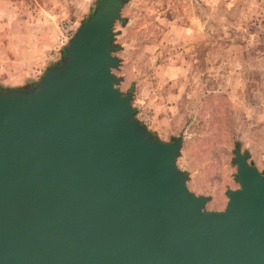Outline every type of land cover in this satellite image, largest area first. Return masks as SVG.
Listing matches in <instances>:
<instances>
[{"label":"water","instance_id":"95a60500","mask_svg":"<svg viewBox=\"0 0 264 264\" xmlns=\"http://www.w3.org/2000/svg\"><path fill=\"white\" fill-rule=\"evenodd\" d=\"M101 0L33 85L0 89V264H264V175L234 150L222 210L117 89Z\"/></svg>","mask_w":264,"mask_h":264},{"label":"rangeland","instance_id":"374dc122","mask_svg":"<svg viewBox=\"0 0 264 264\" xmlns=\"http://www.w3.org/2000/svg\"><path fill=\"white\" fill-rule=\"evenodd\" d=\"M76 2L77 14L43 15L16 47L0 44V69L16 74L17 65L28 74L15 87L33 85L61 62L70 39L62 27L71 22L73 36L95 8ZM120 17L112 27L117 89L130 94L135 120L154 137L180 139L175 163L187 170L188 190L208 198L206 210H222L223 189L237 185L233 154L221 164L226 152L213 142L228 137L219 130L231 126L234 146L264 175V0H129Z\"/></svg>","mask_w":264,"mask_h":264},{"label":"crops","instance_id":"0c3cea01","mask_svg":"<svg viewBox=\"0 0 264 264\" xmlns=\"http://www.w3.org/2000/svg\"><path fill=\"white\" fill-rule=\"evenodd\" d=\"M89 1H91V5L94 2V0H89ZM76 7H77L76 0H63V3H62V0H0V31H2L0 32V44L2 46L4 44L6 46H10V48L12 49L16 47V43H15L16 40L21 41L22 39L28 37L24 29L33 30L37 28V25L39 23H43L45 21V19L42 17L43 15L57 16V15H60L61 12H63L64 14L65 13L77 14L78 11ZM17 28L21 29L20 31H18L20 35H13L12 29H17ZM7 29L10 32L6 31ZM14 68H15V71L17 72L16 74H10L11 72L10 69H3V68L0 69V73L4 72L6 75L3 77H0V79L3 80L1 83L5 85L4 89L18 88L15 86L19 85L24 80V77L28 75L27 72H25V70L21 68L20 66L16 65L14 66ZM190 121L191 120L188 119L185 122L189 123ZM202 121H205V120H202ZM202 121L196 120L195 122H202ZM187 127L189 128V125ZM230 128L231 126L229 127L228 130L221 131V133H220V130L218 131V133L221 135L223 132H224V135L226 136L228 135L226 139L222 140L221 136L218 138L219 135H216L215 140L213 141L217 143L218 142L217 139H220L219 141L221 145L220 149L225 150L226 152V154L222 156L221 164L223 163V161L225 162L228 159L227 152L233 154L234 156V150L236 149L234 148V144H233L235 140H232V138L229 137L232 135ZM243 131L246 134L247 131L245 129H243ZM243 131H241V133H243ZM200 135H201L200 132L197 131V133L195 134L196 140L199 139L198 137ZM190 139H194V137H192L191 135H187V142ZM181 142H182V147H183L185 143V139L183 137L181 138ZM198 142H200V140H198ZM239 152L246 153V152H241V151ZM214 160L215 159L212 158L211 161H214ZM252 164L256 167V169L258 168V164L257 165L255 163H252ZM220 168H223V165L218 166V170L216 172H218L219 174H223L224 171L221 173V171H219ZM186 171L181 169V172L184 175H186ZM234 188L236 187L225 186V188L223 189V195H224L225 190L234 189Z\"/></svg>","mask_w":264,"mask_h":264},{"label":"built area","instance_id":"2783aa9c","mask_svg":"<svg viewBox=\"0 0 264 264\" xmlns=\"http://www.w3.org/2000/svg\"><path fill=\"white\" fill-rule=\"evenodd\" d=\"M62 30L64 32V41H66L72 36L73 24L71 22H67V24L62 27Z\"/></svg>","mask_w":264,"mask_h":264},{"label":"trees","instance_id":"16d2710c","mask_svg":"<svg viewBox=\"0 0 264 264\" xmlns=\"http://www.w3.org/2000/svg\"><path fill=\"white\" fill-rule=\"evenodd\" d=\"M101 0H94L93 5L96 6ZM180 140V139H179ZM234 148H237L234 146Z\"/></svg>","mask_w":264,"mask_h":264}]
</instances>
